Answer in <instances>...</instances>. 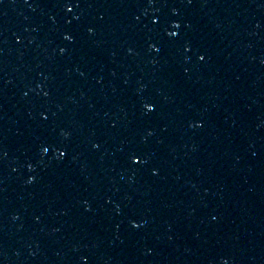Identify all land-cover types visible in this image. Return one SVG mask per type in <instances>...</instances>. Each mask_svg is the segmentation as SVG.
Returning <instances> with one entry per match:
<instances>
[{"label":"water","instance_id":"95a60500","mask_svg":"<svg viewBox=\"0 0 264 264\" xmlns=\"http://www.w3.org/2000/svg\"><path fill=\"white\" fill-rule=\"evenodd\" d=\"M0 264H264V0H0Z\"/></svg>","mask_w":264,"mask_h":264},{"label":"snow or ice","instance_id":"6c2138e0","mask_svg":"<svg viewBox=\"0 0 264 264\" xmlns=\"http://www.w3.org/2000/svg\"><path fill=\"white\" fill-rule=\"evenodd\" d=\"M25 2H27V0H25ZM69 2H70V0H69ZM189 3H191V0H189ZM77 6H78V5H77ZM65 7L67 8V10H68L69 12L72 11V8H71V7H68L67 4H65ZM154 23H156V21H154ZM180 27H181V25L178 24V23H177V24H173V29H179ZM168 36H169V37H176V36H178V32H176V31H170V32L168 33ZM64 39H65V40H71V36H70V35H65V36H64ZM154 50L157 51V52L160 51V49H159V48H156V47H154ZM61 51H63V49H62ZM199 59H200V61H203V60L205 59V57H204V56H200ZM146 107H147V106H146ZM147 111H148V112H152V111H154V109H153L152 107H147ZM45 119H46V117H45ZM197 126L199 127V126H201V125H197ZM42 151L45 152V153H47V152L50 151V149L47 148V147H45V148L42 149ZM66 155H67V153H66L65 151H60L59 154H58V156H57V159H62V158H64ZM132 162H133V164H140V163H142V161L139 160V159H133ZM133 227H139V225H138V224H133Z\"/></svg>","mask_w":264,"mask_h":264}]
</instances>
